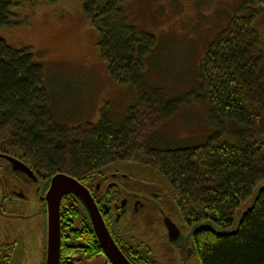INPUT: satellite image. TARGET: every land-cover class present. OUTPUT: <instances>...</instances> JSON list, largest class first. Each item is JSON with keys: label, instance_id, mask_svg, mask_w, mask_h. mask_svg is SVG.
Masks as SVG:
<instances>
[{"label": "trees", "instance_id": "trees-1", "mask_svg": "<svg viewBox=\"0 0 264 264\" xmlns=\"http://www.w3.org/2000/svg\"><path fill=\"white\" fill-rule=\"evenodd\" d=\"M52 1L0 0V28L21 23L10 21L14 4L26 2L33 9ZM81 1L100 33L99 52L109 75L135 88L134 106L121 123L102 115L94 125L57 124L29 50H12L0 40V154L43 178L64 173L87 187L115 182L139 192L153 190L189 223L231 228L238 209L264 181V40L253 27L264 0H244L240 14L210 44L195 98L208 106L215 132L203 145L188 148L175 147L159 133L172 109L162 92L144 82V58L155 38L126 22L120 9L126 0ZM65 199L70 245L88 249L85 261H92L101 248L75 209L76 200ZM193 236L199 264H264V189L235 235Z\"/></svg>", "mask_w": 264, "mask_h": 264}, {"label": "rangeland", "instance_id": "rangeland-1", "mask_svg": "<svg viewBox=\"0 0 264 264\" xmlns=\"http://www.w3.org/2000/svg\"><path fill=\"white\" fill-rule=\"evenodd\" d=\"M243 1L126 0L120 6L137 33L156 40L144 58V82L171 102L172 114L159 133L175 147L201 146L215 132L208 106L195 98L199 70L210 44L240 14ZM14 5L10 21L21 23L1 27L0 40L12 50H29L41 70L54 122L68 127L94 125L104 115L121 123L134 106L136 90L109 75L99 52L100 33L85 16L82 1L55 0L33 9L26 2ZM257 11L253 27L264 40V9ZM263 186L264 181L254 193ZM31 248L21 264H39Z\"/></svg>", "mask_w": 264, "mask_h": 264}, {"label": "flooded vegetation", "instance_id": "flooded-vegetation-1", "mask_svg": "<svg viewBox=\"0 0 264 264\" xmlns=\"http://www.w3.org/2000/svg\"><path fill=\"white\" fill-rule=\"evenodd\" d=\"M1 156L7 155L0 154V264H21L26 252H32L31 246L35 248L34 255H38L39 264H45V196L53 176L43 178L28 168L33 175L31 178L23 172L15 171L10 162ZM84 187L89 191L114 243L131 264H198L194 236L188 238L195 224L185 220L166 198L150 189V192H139L133 186L124 188L115 182L104 186L100 184L98 188L97 185ZM67 197L70 196H64L60 204V264H106L108 260L103 252L96 259L85 261L91 252L82 246L77 249L70 245V223L67 219L70 201L65 199ZM76 202V205L72 204L83 217V223H88L92 230L85 209ZM166 218L175 225L179 234L169 233ZM7 236L14 237L10 240ZM70 248L73 249L72 255ZM192 248L195 251L193 255ZM20 251L23 253L18 258Z\"/></svg>", "mask_w": 264, "mask_h": 264}, {"label": "water", "instance_id": "water-1", "mask_svg": "<svg viewBox=\"0 0 264 264\" xmlns=\"http://www.w3.org/2000/svg\"><path fill=\"white\" fill-rule=\"evenodd\" d=\"M1 157L10 162L15 171L23 172L29 177L33 178L32 172L24 164L20 163L12 157ZM100 184L101 183L96 184L97 188L100 186ZM262 189H264V186L259 188L255 193L253 191L251 198L248 200L249 202L247 201V204H243L244 206H241L238 209L231 228L222 230L213 225L211 222L198 223L192 227L188 234V238L194 233L200 231H210L218 237H228L235 235L238 231L243 217L253 207L258 193ZM64 196H72L85 209L92 227V231L96 237L99 247L101 248L108 262L110 264H131L123 256V254L120 252L113 239L111 238L89 191L77 179L64 173H57L52 177L50 188L45 196L47 205V247L45 264H60V204ZM165 224L168 226L169 233H178L175 225L171 223L168 218L165 219ZM194 253L195 251L192 248L191 254L193 255Z\"/></svg>", "mask_w": 264, "mask_h": 264}]
</instances>
